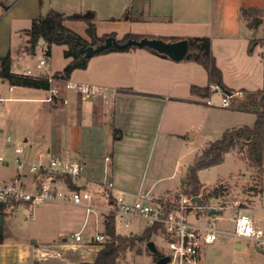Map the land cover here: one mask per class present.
Masks as SVG:
<instances>
[{"label":"crops","instance_id":"0c3cea01","mask_svg":"<svg viewBox=\"0 0 264 264\" xmlns=\"http://www.w3.org/2000/svg\"><path fill=\"white\" fill-rule=\"evenodd\" d=\"M50 7L67 15L94 12L99 36L110 33H115L118 39H122L127 33L147 37L209 36L216 63L228 88L234 91H252L264 87L263 49L260 43H253L254 35L260 36V31L258 28H251L242 15L244 7L263 8L264 0H50ZM41 8L40 0H16L13 3L0 0V33L2 29L7 31V35L18 31L23 37L19 48L22 52L18 56H14L11 47L5 53H12V70L15 72H20L17 68L22 67L21 59L25 55L23 49L28 40L27 31L33 20L41 15ZM126 14L132 18H126ZM65 24L89 39L86 21L67 19ZM43 44L44 42H39L38 46L42 51ZM66 48L64 44L52 46L49 64H46L49 65L48 70L43 73L52 75L70 62L71 58L64 56ZM2 55L4 54L1 53L0 56ZM70 79L104 85L116 91L115 97L110 102L102 99L91 101L82 99L75 92L63 90L68 103H53L44 100L49 95V89L12 86L8 83L13 95L4 98H7L5 101L42 102L40 110L45 111L47 106L54 115L52 135L44 149L37 146L24 158L31 160L38 151L45 150L50 156L80 161L83 169L79 184L93 191L100 190L99 183L105 177V168H108V175L115 182L114 192L122 193L131 200L140 193L154 199L180 191L183 184L179 182L155 194L154 186L160 178L149 188L143 186V179L151 169L154 173L164 166L161 152L159 160L152 166L154 145L157 142L162 145L171 139L185 148V165L174 163L168 174L170 178L180 177L182 174L186 175L183 170L188 171L196 159V153L200 151L197 148L199 146L193 148L187 142L197 138L195 131L202 123L208 124L210 131L213 130V134L208 137L209 142L215 140L216 135L221 137L227 130H238L245 126L231 114L241 111H230V107L222 105L225 96L223 90H214L209 96L191 92L193 85L204 87L208 84V73L202 64L184 59L177 61L147 48L96 54L90 58L86 68L74 69ZM1 124L0 127L6 129ZM115 129H118L116 135ZM184 135L188 136L185 138ZM24 140L28 146L26 136ZM30 147H33L31 143ZM106 155H111L110 162L105 161ZM12 162L14 163L13 160ZM8 163L9 161L5 164ZM14 166L17 176L22 170H17L15 163ZM201 184L206 187L202 182ZM198 195L204 203L211 204V209L214 208L218 214L223 209L218 210L216 207L226 206L221 203L222 198L217 193L212 194L207 202L201 193ZM237 208L240 210L244 207L239 205ZM94 223L96 232L90 233L89 239L84 242L83 238L76 241L73 233V241H69L67 233L63 231L58 233L60 240L53 242L32 240L26 243H9L0 237V264L92 262L103 246L102 242L94 241L93 235L105 232L104 217L94 213ZM101 225L102 229L99 230ZM83 226L84 222L81 227ZM144 230L131 234L141 235ZM140 243L143 244V241ZM260 249L264 253V248ZM137 250L142 252L143 249L138 245Z\"/></svg>","mask_w":264,"mask_h":264},{"label":"rangeland","instance_id":"374dc122","mask_svg":"<svg viewBox=\"0 0 264 264\" xmlns=\"http://www.w3.org/2000/svg\"><path fill=\"white\" fill-rule=\"evenodd\" d=\"M259 18L261 23L257 30L260 31V36L255 34L253 43H260L263 49L262 54L264 55V8ZM254 21L253 19L252 22ZM3 30L0 33L1 53L5 55L7 48L11 47L14 56H18L19 52H22L19 48H21L20 43L23 37L19 35L18 31L7 35V31ZM24 54L21 59L22 67L20 69L17 68V70L23 72L31 68L35 75L48 70L47 67L49 65L42 69L37 68V63L43 58L47 59V64H49V59L41 48L37 47L34 54L26 52ZM10 94L12 93L9 90L8 82L0 80V96L6 97L10 96ZM42 105V102L34 100H10L5 101L0 107V125L3 123L7 131L19 138L24 139L25 136L28 138V146L22 153L23 157H26L37 146L44 149L45 143L48 142L52 135L51 123L54 115L49 112L47 106L45 111H41ZM228 110L231 111L233 109L230 108ZM241 112H233L231 114L237 117L238 121L243 125H252L256 115L253 112ZM212 131H210L208 124L202 123L195 131L198 134L197 138L187 142L193 148L199 146L197 148L200 151L196 153L197 155L208 145V137L213 134ZM187 136L184 135L185 138ZM218 137L220 135H216L214 138ZM30 143L33 146L32 148ZM184 150L185 148L179 142L171 139L162 143V145L161 142H157L153 147L152 166L159 160L161 154L164 156V166L162 170L154 173L151 172V169L143 179V186L149 188L160 178L156 181L153 191L158 194L170 188L174 183L180 182V184H183L182 178H187V169L183 170L186 175L182 174L180 177L170 178L168 174L174 163L185 165ZM0 154L4 155L9 161L8 164L0 163V179L13 178L16 174V169L12 162L15 153L12 149L3 148L0 145ZM21 170L25 174L23 179L30 177L31 173L28 164L23 165ZM198 177L206 186L204 188L201 184L199 189V193L203 196L202 198L207 202L212 194L217 193L222 198L221 203L226 205L219 213V227L233 229L232 217L238 210V206L234 205L236 198L241 200L240 206L244 207L240 209L241 212L251 215L256 222L264 227V163L260 169L250 163L247 157V146L244 142H239L234 149L228 151L223 162L200 169ZM87 214L84 206L62 202L39 203L34 207H28L23 204L21 209L13 208L9 205L3 217V230L0 232V237L4 242L9 243H26L34 239L38 242H53L54 240H60L61 237H59L58 233L63 231L67 233L68 240L73 241L72 233L80 230L84 242L89 239L90 233H94L97 230L94 223V213L88 216ZM83 222L84 226L81 227ZM146 228V222L140 218H133L128 226L124 223H116L117 232L123 235L141 233ZM98 229L101 230L102 225ZM151 239L155 242L156 252L148 247V240H142L143 244L138 241L133 248L128 247L120 255L118 262L122 261L124 264H156L157 252L161 254L168 252V246L161 233L154 232ZM236 242L244 243L245 246L238 247ZM138 245L143 249L142 252L137 250ZM202 264H264V253L261 252L260 247L254 241L239 239L230 233H219L213 243L204 245Z\"/></svg>","mask_w":264,"mask_h":264},{"label":"built area","instance_id":"2783aa9c","mask_svg":"<svg viewBox=\"0 0 264 264\" xmlns=\"http://www.w3.org/2000/svg\"><path fill=\"white\" fill-rule=\"evenodd\" d=\"M47 59L43 58L37 63V68L46 66ZM27 75H35L31 68L24 71ZM51 86L49 95L44 99L48 102L68 103V97L63 90L75 92L82 99H102L110 102L114 99L116 91L104 85L84 83L72 79L60 83L52 75L49 76ZM245 93L242 90L232 91L223 98L222 105L231 107L233 103L239 105V100ZM7 98L0 97V107ZM0 145L12 149L15 153L13 161L17 170L23 165H29L31 178H24L22 172L9 179H0V201L7 206L22 208L45 202H62L81 205L86 208L87 215L99 213L103 217L113 215L116 223L129 225L133 218L144 220L147 226L157 228L168 246V252L161 256H168L165 264H202V250L204 245L213 243L219 233H230L239 239L254 241L260 248H264V227L256 222L249 214L237 210L232 217L233 229H223L218 226L219 214H209L211 204L203 200H195V196L183 193L179 196L167 195L159 198H148L147 194L140 193L131 200L122 193H115V182L108 175L105 168V177L99 183L100 190L93 191L82 187L79 181L82 176V163L63 157L50 156L45 150L38 151L34 158L27 160L22 156L27 142L11 132L0 127ZM105 161L112 160L111 155L105 156ZM8 159L0 154V163L5 164ZM77 187H72L70 182ZM240 199H235L234 205L239 206ZM222 210L225 206L216 207ZM76 241H81V232L72 235ZM94 241L104 242L105 232L93 235ZM120 264H123L121 262Z\"/></svg>","mask_w":264,"mask_h":264},{"label":"trees","instance_id":"16d2710c","mask_svg":"<svg viewBox=\"0 0 264 264\" xmlns=\"http://www.w3.org/2000/svg\"><path fill=\"white\" fill-rule=\"evenodd\" d=\"M40 4L43 5V0H40ZM9 6H6V8H9ZM263 8H242V15L248 20V24L251 28H258L261 23L259 17L263 12ZM126 18L132 17L129 16V14H126ZM67 19L86 21L88 24L86 32L89 39L82 37L79 33L69 28L65 24ZM253 19L255 20L254 22H252ZM96 30L94 12L67 15L62 11L50 7L46 15L41 14L38 18L33 20L31 27L27 31L28 40L23 51L29 54H34L39 46L40 40L43 39V51L49 59L52 55V46L54 44L66 45L67 48L64 50V56L71 58V60L62 70L55 71L52 74L56 80L60 83H64L70 78L74 69L86 68L88 65L91 57H87L79 51L81 44L96 46L104 42L109 36L116 37L115 33L99 36ZM142 37H145V35L127 33L122 39H119V41L125 42L128 39H140ZM149 37H158L168 41H176L180 39L188 40L189 48L184 60L195 61L202 64L208 73V84L204 87L193 85L191 87L192 93L209 96L214 90L221 88L224 90L234 91L228 88L223 81L222 71L216 63L215 56L212 52V41L209 36ZM130 48H137V46H130L122 49H117L112 46L96 54L113 50H129ZM145 48L161 56L169 57L168 55L153 48ZM12 65L13 57L10 52L0 56V80L8 82L12 86H24L39 89L50 88V75L48 73L27 75L23 72L13 71ZM242 91L245 95L239 100V105L236 106L235 103H233L230 108L244 112H253L256 115L254 123L252 125H245L242 128L240 135L239 131L236 129L227 130L220 138L209 142L208 145L203 148L202 152L196 156L194 163L190 165L187 173L188 181L184 182L183 188L180 191H175L173 195L179 196L183 193L198 195L199 189L201 188L198 171L202 168L210 167L223 162L225 154L241 141L247 146V157L250 163L258 169L262 168L264 163V87L252 91L242 89ZM226 94L227 93H224V95ZM117 130L118 129L114 130L115 135ZM67 181L70 182V179L67 178ZM70 184L72 187H77L71 182ZM6 210L7 203L0 201V214L4 215ZM104 224L106 240L102 242L103 246L98 251L96 259L92 262H82L80 264H118V258L128 247H132L137 241L151 240L152 234L157 232L156 227L147 226L141 235L120 234L116 230V221L113 215L105 216ZM159 257H161V253L157 252L156 260H158Z\"/></svg>","mask_w":264,"mask_h":264},{"label":"water","instance_id":"95a60500","mask_svg":"<svg viewBox=\"0 0 264 264\" xmlns=\"http://www.w3.org/2000/svg\"><path fill=\"white\" fill-rule=\"evenodd\" d=\"M9 2L13 3L16 0H8ZM50 8V0H43V5L41 8V14L42 15H46L47 12L49 11ZM44 40L41 39L40 43H43ZM115 47L117 49H122V48H126V47H130V46H137L140 48H145V47H150L153 48L161 53H164L166 55H168L170 58L180 61L183 60L188 48H189V44H188V40L187 39H180V40H176V41H168V40H164L162 38H158V37H142L140 39H128L125 42H120L118 38L114 37V36H109L105 39L104 42L94 46V45H86V44H81L79 51L83 54H85V56L87 57H92L94 55H96V53L103 51L109 47ZM221 90H223L224 93L230 94L232 91L230 90H224L221 88ZM239 131V135L242 132V128L238 129ZM188 179L184 178L183 182H187ZM195 200L197 201H201V198L199 196H195L194 197ZM210 214L216 213V210L213 208L209 211ZM3 214H0V232H2L3 230V226H2V222H3ZM35 240V239H34ZM33 240V241H34ZM148 247L156 252L157 248L155 245V242L153 240L148 241ZM236 245L238 247H242L244 246L243 243L237 242ZM169 260L168 256H161L158 258L156 264H165L167 261Z\"/></svg>","mask_w":264,"mask_h":264}]
</instances>
